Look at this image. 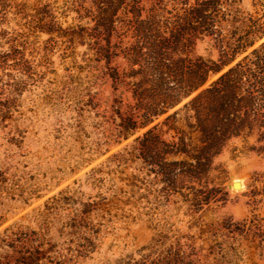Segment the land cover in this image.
I'll list each match as a JSON object with an SVG mask.
<instances>
[{"label": "rangeland", "instance_id": "1", "mask_svg": "<svg viewBox=\"0 0 264 264\" xmlns=\"http://www.w3.org/2000/svg\"><path fill=\"white\" fill-rule=\"evenodd\" d=\"M0 264H264V0H0Z\"/></svg>", "mask_w": 264, "mask_h": 264}, {"label": "trees", "instance_id": "2", "mask_svg": "<svg viewBox=\"0 0 264 264\" xmlns=\"http://www.w3.org/2000/svg\"><path fill=\"white\" fill-rule=\"evenodd\" d=\"M197 12H200V10H198ZM255 51H257V50H254L252 53H255ZM224 64H226V63H224ZM219 68H220V66L217 69H213V68L210 69V68L206 67L205 64H203V63H199V64L195 65L193 70H191L185 74V77L188 80V82L186 84V86H187L186 87V93H190L191 91L199 89L207 81L208 72L210 70H212L213 72L218 71ZM221 77H223V75L220 76V78ZM200 124H202V126H206L204 123L200 122ZM203 128H205V127H203ZM218 140H219V137L218 138H215V137H211V138L208 137L207 138L208 145L209 144L213 145L216 142H218Z\"/></svg>", "mask_w": 264, "mask_h": 264}, {"label": "water", "instance_id": "3", "mask_svg": "<svg viewBox=\"0 0 264 264\" xmlns=\"http://www.w3.org/2000/svg\"><path fill=\"white\" fill-rule=\"evenodd\" d=\"M234 186H236V185H234Z\"/></svg>", "mask_w": 264, "mask_h": 264}]
</instances>
